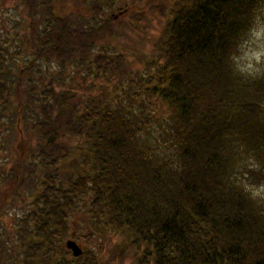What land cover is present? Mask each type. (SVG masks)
<instances>
[{"label":"trees","instance_id":"obj_1","mask_svg":"<svg viewBox=\"0 0 264 264\" xmlns=\"http://www.w3.org/2000/svg\"><path fill=\"white\" fill-rule=\"evenodd\" d=\"M8 1L20 14L10 44L23 35L32 57L18 65L21 50L0 25V123L19 133L0 187L39 191L34 212L18 215L17 258L0 247V264H96L93 253L75 258L58 245L76 207L97 234L127 238L140 264H264V204L245 184L264 180V69L248 76L235 65L264 0H148L167 13L135 81L123 53L94 52L121 16L101 20L99 0H84L88 18L65 13L66 0ZM36 61L57 63V76L70 67L115 77L120 100L56 92L63 81H35L44 72ZM134 84L164 118L123 89Z\"/></svg>","mask_w":264,"mask_h":264},{"label":"rangeland","instance_id":"obj_2","mask_svg":"<svg viewBox=\"0 0 264 264\" xmlns=\"http://www.w3.org/2000/svg\"><path fill=\"white\" fill-rule=\"evenodd\" d=\"M104 1L105 0H99V4L104 11L103 15L99 16L101 20H105L106 17L113 18L115 15L121 16L114 18L116 20L119 19L113 27L115 37L109 41H99L94 52L97 53L99 49L103 48L111 52L116 51L123 53L126 61L129 63V75L126 79L135 81L138 79V76H136L137 70L144 71L146 67L147 60L145 57H150L154 54L152 49L155 40L162 37L163 26L165 25L164 14L167 12L162 14L154 8V5L151 4L152 2H148V0H107L111 3L112 9L106 7ZM83 2L84 0H66L64 4L65 13L71 12L75 15L83 14L84 17L88 18L89 13L86 10L89 7L86 8ZM86 2L87 0H85V3ZM160 3L165 6L164 10H168V8L171 7L168 1H161ZM124 8H127V10L122 14ZM139 13L141 14L140 18L134 20L135 15L138 16ZM0 14L2 17V19H0V25L3 26L4 29L6 27L4 32L7 33L6 38L8 37V39L6 40H9L8 46L11 49L19 47L21 50V55L14 60L17 61L18 65H23L32 57L31 51L28 48V43L25 41L23 35H18L15 43H12L15 45L12 46L10 44V39L16 38L12 33L14 30L7 29L12 24L11 20H20V14L15 10L12 2L8 0L0 6ZM21 32L23 34L24 30L22 29ZM36 64L41 66L39 70L45 72L46 69L49 78L44 72L40 73L41 75L35 73V81H37L39 77H45L43 78L45 83H47L49 79L57 80L59 83L63 81L55 85L56 92L69 91L70 89L75 92L74 94H76V97L81 99V102L86 101L89 97H91V99L100 97L102 101H104V97H106L113 103L120 100V94H122V92L119 90L120 88L117 87L119 83L115 82V77L107 80L103 76L95 77L88 73V71L85 72L80 69L74 70L70 67L62 71L61 76H57L56 73L60 71L57 63L36 61ZM235 65L241 73L248 76H258L264 69V6L261 8L250 33L239 48L235 57ZM84 81L86 84H84ZM91 83L93 84L92 87H94V90L91 91L92 93L88 90ZM123 89H126L135 97L136 93H138V99H141V103L146 104L144 109L146 114L155 113L157 118H164L167 109L163 105L152 103L153 101L145 94V90L142 86L134 84L130 88L123 87ZM134 109L135 106L132 107L133 111ZM19 125L18 127L23 129V124L21 122ZM152 126L151 131L156 130L157 127L155 124ZM152 136L156 137L157 135L153 133ZM17 139H19L18 132L14 134V132L9 129V124H6V122L0 123V145H3L5 148L2 150L0 147V176H2V174L7 175L8 170H12V166L15 165L16 149L14 145ZM150 141L153 142V139H150ZM249 176L251 177V175ZM263 182L264 180L262 179H250L247 180L245 184L253 196L259 198L264 204ZM0 191L4 196L8 194V197H5V199L8 200L7 203L9 204L0 210V247L6 246L7 249L10 250L8 259L13 257L17 258L18 247L15 243L17 242L16 232H18V215L34 212L35 207L31 202L35 199L39 190L35 197L30 196L28 191L19 193L13 186L9 187L6 185L5 187H0ZM30 225L32 227L31 223ZM66 225L68 227L66 231L67 234L58 241V245L62 246V253L68 251L65 247V242L67 240H73L83 251L87 250L96 256V264H140L139 258L141 255L138 250L137 252L133 251L129 246V240L127 238L117 233L105 232L102 235L97 234L86 221V216L81 213L80 209L77 207L72 214L68 215ZM139 250H142V248ZM69 254L71 253L68 251V255ZM118 255L121 256L119 257ZM59 256L67 258L65 254Z\"/></svg>","mask_w":264,"mask_h":264},{"label":"water","instance_id":"obj_3","mask_svg":"<svg viewBox=\"0 0 264 264\" xmlns=\"http://www.w3.org/2000/svg\"><path fill=\"white\" fill-rule=\"evenodd\" d=\"M65 247L71 251L72 255L78 257L82 254L81 248L73 240H67L65 242Z\"/></svg>","mask_w":264,"mask_h":264}]
</instances>
